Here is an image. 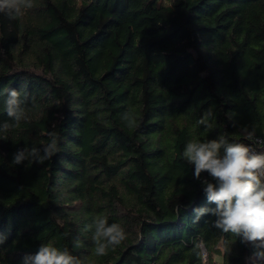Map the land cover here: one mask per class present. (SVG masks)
I'll return each instance as SVG.
<instances>
[{"label":"trees","instance_id":"obj_1","mask_svg":"<svg viewBox=\"0 0 264 264\" xmlns=\"http://www.w3.org/2000/svg\"><path fill=\"white\" fill-rule=\"evenodd\" d=\"M33 4L0 13V124L12 123L5 88L27 117L0 132V264L48 243L84 264H253V245L216 217L193 223V209L215 206L201 183L211 177L194 178L182 153L191 140L253 142L245 127L264 140V0ZM49 131L51 160L12 163L25 145L42 153ZM98 214L127 234L105 256L83 231Z\"/></svg>","mask_w":264,"mask_h":264},{"label":"clouds","instance_id":"obj_2","mask_svg":"<svg viewBox=\"0 0 264 264\" xmlns=\"http://www.w3.org/2000/svg\"><path fill=\"white\" fill-rule=\"evenodd\" d=\"M33 6V0H0V13L16 19ZM3 95L7 116L12 121L0 124V132L6 133L13 127H19L27 117L20 91L5 88ZM28 96L26 92L23 94V97ZM210 116L211 109L198 122L206 125ZM122 119L129 127L137 126L136 118L130 111L124 113ZM243 132L246 133L245 139L256 142L254 131H248L245 127ZM46 135L49 140L42 145V153L41 147L25 145L13 153L12 163L21 165L27 161L29 164H43L51 160L59 151V137L55 131H49ZM258 142L264 144V140ZM182 155L194 166V178L199 180L205 172L211 177V181L204 179L201 183L207 202L215 206L193 209V223L206 214L216 217L214 227L239 237L241 243L253 245L254 251L250 257L253 264L264 261V151L256 152L243 142H229L221 137L205 142L191 140L185 145ZM83 231L92 232L93 254L96 256L107 255L110 247L114 250L127 238L120 224H109L108 218L101 214L95 215ZM4 239L0 238V244L4 243ZM22 264H84V261L67 247L60 249L48 243L41 244L35 254L26 255Z\"/></svg>","mask_w":264,"mask_h":264},{"label":"built area","instance_id":"obj_3","mask_svg":"<svg viewBox=\"0 0 264 264\" xmlns=\"http://www.w3.org/2000/svg\"><path fill=\"white\" fill-rule=\"evenodd\" d=\"M262 140L261 138H255L256 142H244L245 144L249 145L252 147L256 152H261L264 151V144L259 143L258 141Z\"/></svg>","mask_w":264,"mask_h":264}]
</instances>
